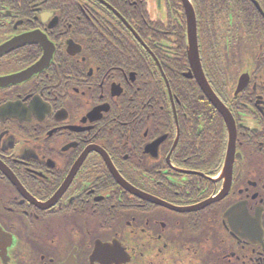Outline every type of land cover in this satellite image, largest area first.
<instances>
[{
    "label": "flooded vegetation",
    "instance_id": "flooded-vegetation-1",
    "mask_svg": "<svg viewBox=\"0 0 264 264\" xmlns=\"http://www.w3.org/2000/svg\"><path fill=\"white\" fill-rule=\"evenodd\" d=\"M0 264H264V0H0Z\"/></svg>",
    "mask_w": 264,
    "mask_h": 264
},
{
    "label": "water",
    "instance_id": "water-1",
    "mask_svg": "<svg viewBox=\"0 0 264 264\" xmlns=\"http://www.w3.org/2000/svg\"><path fill=\"white\" fill-rule=\"evenodd\" d=\"M187 40H188L189 43L194 40V48L196 50V39H195V37L194 38L193 37L191 38V37L188 36V39ZM190 55H191V53H190ZM194 57L197 59V53L196 52H194Z\"/></svg>",
    "mask_w": 264,
    "mask_h": 264
}]
</instances>
